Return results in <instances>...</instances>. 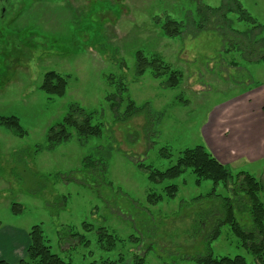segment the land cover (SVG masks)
Listing matches in <instances>:
<instances>
[{"label":"rangeland","instance_id":"374dc122","mask_svg":"<svg viewBox=\"0 0 264 264\" xmlns=\"http://www.w3.org/2000/svg\"><path fill=\"white\" fill-rule=\"evenodd\" d=\"M236 1L258 27L238 20L232 0H0V116L17 118L26 133L18 138L0 127V237L13 232L21 240L40 226L52 253L72 264H128L146 251L145 264H195L206 255L222 200L232 193L222 185L212 193L209 181L197 186L189 170L151 183L143 168L165 171L184 149L208 150L205 137L214 133L260 128L253 119L222 122L232 101L264 88V0ZM222 5L233 13L223 10L221 19L204 8ZM198 9L209 23H200ZM167 19L182 25L180 37L162 34ZM137 51L179 72V85L168 88L151 69L137 77ZM49 72L66 76L63 97L40 90ZM129 102L158 117L143 112L123 121ZM72 104L94 114L101 137L81 143L72 132L48 150V129ZM163 148L170 159L159 154ZM85 159L92 164L85 167ZM222 165L264 182V158ZM171 185L177 194L169 199ZM151 194L161 201L149 204ZM101 229L118 240L110 251L98 243ZM210 251L257 264L228 226Z\"/></svg>","mask_w":264,"mask_h":264},{"label":"trees","instance_id":"16d2710c","mask_svg":"<svg viewBox=\"0 0 264 264\" xmlns=\"http://www.w3.org/2000/svg\"><path fill=\"white\" fill-rule=\"evenodd\" d=\"M232 1L234 5L233 8H235V11L239 16L238 20L246 22L252 26H257L255 21L243 9H241L240 4L236 0ZM204 8L209 14L211 13L210 15H214L219 19L224 17L225 11L232 12V9L226 5H222L221 8L214 10L207 7ZM196 12L201 17L200 23H209L210 20L206 23L208 17H206L200 9ZM155 23L158 24V20H156ZM182 28V25L167 19L162 23L160 30L165 37L176 39L181 36ZM135 60V74L137 77L142 76L147 69H151L156 78H167L165 85L168 88H175L179 85L181 74L172 70V68L159 57L152 56L147 60L142 52L137 51L135 54ZM66 79V76H61L54 72L46 73L42 79L40 90L47 96L63 97L67 88ZM143 112L145 116L148 117V120H150L151 116L158 117V114H154L149 107L144 106L138 108L132 102H129L124 113L123 121ZM93 115L92 112H87L76 104L70 105L62 121L51 126L47 131L48 150H52L58 145L68 142L72 136V132L75 133L81 143L87 142L90 138L101 137L102 127L100 124L93 123ZM0 127L6 129L18 138H22L26 135L20 126L18 119L15 117L0 116ZM159 154L164 158H171V154L168 152L167 148L161 149ZM91 164L92 163L89 159L84 160L85 167ZM140 167L143 168L142 166ZM143 170L148 172V180L151 183L176 180L189 170L195 177V184L197 186L203 181H209L213 186L212 193L215 192L219 185H222L226 190L232 193V198L222 200V204L220 205V214L222 215V218L218 220L212 234L206 239V255L193 258L191 260L193 263L246 264L244 258L240 256L216 259L210 251V245L219 237L220 229L223 226H228L233 235L240 241L242 247L254 257L257 264H264L263 181H258L248 173L244 172H238L233 175L229 169L223 166L204 146L201 145L181 151L178 154L175 164L165 171H157L151 167L143 168ZM176 194L177 187L175 185L165 188V196L169 199L174 198ZM161 198L162 196L160 195L151 194L147 200L149 204L155 205L161 201ZM15 207L16 205H13V210H15ZM242 216H246L247 220H241L240 218ZM98 235V243H106V247L103 245L101 246L108 251L112 250L118 242L113 236L108 235L104 229L99 230ZM129 240L139 244L138 238H130ZM28 241L26 257L17 264H72L52 253L51 247L48 245L40 226H34L31 228L28 234ZM69 248L71 247L69 246ZM147 254L148 251L142 255L133 253L128 264H145V257ZM118 262L123 263L125 260L121 257ZM0 264L7 263L0 262ZM106 264H115V262H107Z\"/></svg>","mask_w":264,"mask_h":264},{"label":"crops","instance_id":"0c3cea01","mask_svg":"<svg viewBox=\"0 0 264 264\" xmlns=\"http://www.w3.org/2000/svg\"><path fill=\"white\" fill-rule=\"evenodd\" d=\"M264 87V84H262ZM261 99L260 102H255L256 99ZM234 106L225 108L222 112V122L235 123L233 125H241L242 122L253 119L254 123L260 126L256 130L244 134L229 133V135H216L215 133L209 137H205L206 147L211 154L222 164H226L229 161L232 162L233 158L236 160L245 157L251 161H258L264 158V88L259 92L254 91L245 96L243 99L234 103ZM232 115V116H230ZM219 115L217 119L219 120ZM212 129L215 132V124ZM236 125V127H237ZM211 127V126H210ZM211 130V129H210ZM211 133V132H210ZM261 135V136H260ZM239 141V142H238ZM242 143V144H241ZM246 148L252 154H248ZM232 155L233 158L230 156ZM229 160H227V158ZM9 235V236H8ZM28 235L18 239L17 234L11 232L5 233L0 237V262L7 264H17L26 257V250L28 247ZM69 246H65L63 251H69Z\"/></svg>","mask_w":264,"mask_h":264}]
</instances>
